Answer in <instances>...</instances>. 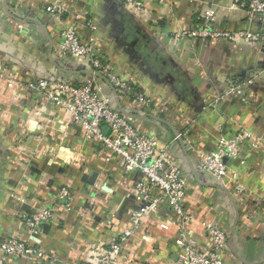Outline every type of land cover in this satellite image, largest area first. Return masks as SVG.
I'll return each mask as SVG.
<instances>
[{
    "label": "crops",
    "instance_id": "obj_1",
    "mask_svg": "<svg viewBox=\"0 0 264 264\" xmlns=\"http://www.w3.org/2000/svg\"><path fill=\"white\" fill-rule=\"evenodd\" d=\"M50 1L0 0V60L13 74L11 86L0 78V242L13 235L51 255L50 264H87L93 245L132 228L130 212L143 203L131 193L137 174L125 171L123 160L108 159L106 149L86 141L63 110L26 84L39 77L80 84L86 76L78 64L55 58L60 36L44 10ZM67 1L72 12L102 26L99 33L77 21L82 41L94 37L114 72L152 99L148 105L121 103L135 126L157 135L180 159L188 177L185 206L196 212L190 224L196 239L204 241V222L219 221L228 240L223 264H264V209L238 204L229 189L204 173L197 180L192 171L199 154L212 150L220 135L230 138L240 127L264 135V44L174 37L199 27V16L209 8L216 11V26L231 31L264 30V18L246 22L243 9H230L232 0H142L141 14L122 0ZM65 20L75 23L69 14ZM229 82L242 84L246 101L223 95ZM157 103L167 112L157 114ZM236 169L237 181L264 199V152L245 154L241 167L238 160L228 163L230 173ZM95 175L104 189L90 184ZM62 187L73 195L68 210L60 206ZM44 206L57 207V217L30 233L22 213ZM171 219L162 202L128 237L126 255L138 264H179L177 227H160Z\"/></svg>",
    "mask_w": 264,
    "mask_h": 264
},
{
    "label": "built area",
    "instance_id": "obj_2",
    "mask_svg": "<svg viewBox=\"0 0 264 264\" xmlns=\"http://www.w3.org/2000/svg\"><path fill=\"white\" fill-rule=\"evenodd\" d=\"M124 6L141 14L144 12L142 0H122ZM230 9H243L246 22L263 20L264 0H232ZM50 16L51 24L59 26L60 42L54 48V55L60 63L71 62L80 67L91 68L101 73L117 91L121 102L148 105L152 100L140 91H134V82L118 76L110 63L101 54L90 37L84 43L77 29V21L87 28L95 30L92 20H87L80 13L72 12L67 0H52L44 8ZM74 17L75 23L65 20L67 15ZM200 26L182 29L175 33L176 39H191L207 43L213 39H224L232 42H251L264 44V30L250 31L243 29L231 31L216 26V11L207 9L199 16ZM8 78L13 85V74L10 67L0 60V78ZM254 76L247 82L252 83ZM30 89L43 92L47 100L63 110L68 121L82 133L83 138L94 147H103L109 153L108 159H121L127 172H134L139 177L131 193L143 203V206L130 212L132 228L123 231L119 236L106 243H96L86 254L87 264H138L124 252L125 243L133 231L137 230L146 216H153L162 202H165L172 214L170 222H161L160 227L169 229L177 227L175 244L176 261L179 264H223V254L227 251V233L223 224L211 220L204 222V241H198L190 224L196 219V212L185 206L188 177L168 147L162 146L155 134L142 132L134 122L120 113L112 104L111 98L103 91L102 82L86 74L80 84L71 80H48L39 77L26 82ZM224 96L233 95L246 101L242 84L229 82ZM124 100V101H123ZM160 113L161 107H155ZM264 152V135L240 127L232 137L220 135L212 150L201 152L196 167L208 175L215 184L229 189L238 204L246 202L253 207L264 209V199L252 189L237 181L238 169L232 173L228 163L239 161V167L245 164V154ZM105 184L96 177L93 186L104 189ZM158 191L159 194H154ZM62 209H70L73 195L66 188L60 189ZM57 207L44 206L33 213H22L23 226L30 233H38L42 226L55 219ZM54 258L43 249L16 236H8L0 242V264H50Z\"/></svg>",
    "mask_w": 264,
    "mask_h": 264
},
{
    "label": "water",
    "instance_id": "obj_3",
    "mask_svg": "<svg viewBox=\"0 0 264 264\" xmlns=\"http://www.w3.org/2000/svg\"><path fill=\"white\" fill-rule=\"evenodd\" d=\"M6 7V10H8V8H7V6H5ZM69 63H71V62H69ZM56 64H57V62H56ZM59 64V63H58ZM57 64V65H58ZM80 70L84 73V74H91V75H94V76H97V77H100V78H102L103 80H104V82L113 90V94L112 95H109L110 96V98H111V101H112V104H113V106L120 112V113H122L124 116H126V117H129L130 118V116H132L128 111H126V109H125V107L123 106V104L121 103V101H120V99H119V97H118V93H117V91L112 87V85L107 81V79L104 77V76H102L101 75V73H99L98 71H95V70H93V69H91V68H85L84 69V67L82 68V67H80ZM107 94V93H106ZM177 136V139H180V136L179 135H176ZM179 160V162H180V159H178ZM181 163V162H180ZM195 167V168H194ZM194 167H192V171H193V173L195 174V177H196V179L197 180H199V176L201 175V174H203L201 171H199L198 169H197V167L196 166H194ZM95 177H96V175H95ZM94 177V179L93 180H91V181H89L90 182V184H93L94 183V181H95V178ZM220 186V185H219ZM221 187H223V186H221ZM223 189H224V187H223ZM227 244H228V240H227Z\"/></svg>",
    "mask_w": 264,
    "mask_h": 264
},
{
    "label": "rangeland",
    "instance_id": "obj_4",
    "mask_svg": "<svg viewBox=\"0 0 264 264\" xmlns=\"http://www.w3.org/2000/svg\"><path fill=\"white\" fill-rule=\"evenodd\" d=\"M95 26H96V25H95ZM96 29L98 30L99 33H102V32H101L102 26H99V25H98V27L96 26ZM96 29H95V30H96ZM157 107H161V108H160V111H163V112H160V113H157V114H159V115H160V114L163 115V113H166V112H167V108H168V107H166V105H164L163 103H162V104H161V103H157ZM256 190H257V189H256ZM259 190H260V189H258L257 191H259ZM255 192H256V191H255Z\"/></svg>",
    "mask_w": 264,
    "mask_h": 264
},
{
    "label": "trees",
    "instance_id": "obj_5",
    "mask_svg": "<svg viewBox=\"0 0 264 264\" xmlns=\"http://www.w3.org/2000/svg\"><path fill=\"white\" fill-rule=\"evenodd\" d=\"M55 58H56V56H55ZM132 88H133L134 91H139V88H137V86L135 84L132 85Z\"/></svg>",
    "mask_w": 264,
    "mask_h": 264
}]
</instances>
